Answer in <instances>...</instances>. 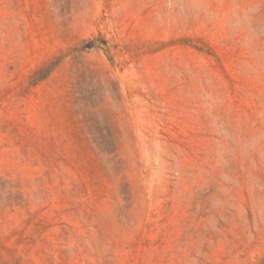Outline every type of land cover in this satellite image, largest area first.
<instances>
[{
  "label": "rangeland",
  "instance_id": "1",
  "mask_svg": "<svg viewBox=\"0 0 264 264\" xmlns=\"http://www.w3.org/2000/svg\"><path fill=\"white\" fill-rule=\"evenodd\" d=\"M0 264H264V0H0Z\"/></svg>",
  "mask_w": 264,
  "mask_h": 264
}]
</instances>
